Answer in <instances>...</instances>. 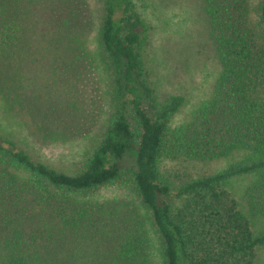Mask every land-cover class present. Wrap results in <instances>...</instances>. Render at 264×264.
Masks as SVG:
<instances>
[{
	"label": "trees",
	"instance_id": "obj_1",
	"mask_svg": "<svg viewBox=\"0 0 264 264\" xmlns=\"http://www.w3.org/2000/svg\"><path fill=\"white\" fill-rule=\"evenodd\" d=\"M19 1L0 0V92L5 69L23 55ZM203 5L219 74L194 120L170 130L184 98L159 99L149 85L143 61L148 25L132 0H102L99 35L114 95L103 139L67 174L0 135V264H56L59 234L53 230H79L95 216L86 196L126 178L151 215L164 264H254L264 233H252L222 184L255 176L246 195L264 216V0L256 25L249 0H203ZM163 152L201 161L239 157L217 173L175 183L160 173Z\"/></svg>",
	"mask_w": 264,
	"mask_h": 264
},
{
	"label": "rangeland",
	"instance_id": "obj_2",
	"mask_svg": "<svg viewBox=\"0 0 264 264\" xmlns=\"http://www.w3.org/2000/svg\"><path fill=\"white\" fill-rule=\"evenodd\" d=\"M132 2L150 29L143 57L150 87L159 99L184 98L170 130L189 124L212 96L220 69L203 0ZM249 4L256 25L259 0ZM19 10L23 55L5 69L0 135L35 160L74 174L103 139L113 112L112 77L99 35L102 0H20ZM238 157L201 161L163 152L159 170L176 183L217 173ZM254 180L241 175L222 187L259 235L264 216L250 207L246 195ZM86 201L94 206L93 219L79 230H53L59 234L56 264H164L162 242L130 178L99 187ZM254 264H264V247L256 249Z\"/></svg>",
	"mask_w": 264,
	"mask_h": 264
}]
</instances>
